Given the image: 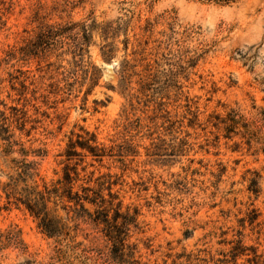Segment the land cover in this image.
<instances>
[{
  "label": "rangeland",
  "instance_id": "1",
  "mask_svg": "<svg viewBox=\"0 0 264 264\" xmlns=\"http://www.w3.org/2000/svg\"><path fill=\"white\" fill-rule=\"evenodd\" d=\"M82 28L76 68L66 38L81 43ZM87 68L98 80L85 94ZM0 111L42 152L30 157L38 183L62 176L77 134L115 146L71 165L77 184L111 175L122 212H138L136 252L121 264H264V0H0ZM7 171L0 153V180ZM67 226L49 237L1 197L0 264H120L93 226Z\"/></svg>",
  "mask_w": 264,
  "mask_h": 264
},
{
  "label": "trees",
  "instance_id": "2",
  "mask_svg": "<svg viewBox=\"0 0 264 264\" xmlns=\"http://www.w3.org/2000/svg\"><path fill=\"white\" fill-rule=\"evenodd\" d=\"M70 27L59 28L58 36L64 34ZM81 32L83 33L81 43L74 38H66L76 51L74 58H78L73 62L76 68L82 63L81 54L90 41L84 28L81 29ZM50 36L51 32L48 30H40L36 36L38 49L45 50L39 44L47 43ZM62 44L61 41L60 45ZM103 55L106 58L110 57L109 52L103 53ZM126 67L125 63L121 68L122 81L125 80ZM88 70L87 68L83 71V79L87 81L88 86L85 94L90 92L98 80L96 77L98 72L94 73L95 71L92 70L90 73ZM0 122V153L6 159L8 170L6 173L1 172V174L4 173V180H0V198L3 197L7 204L22 207L37 221L38 227L49 237L69 236L72 230L67 226V222L73 223L74 229H78L80 223L91 225L111 244L110 259L112 261L121 264L132 259L136 252V246L129 245L127 240L130 238L131 230H139L138 212L134 210L133 213H129L128 209L122 212V203L118 194L112 192L111 175H101L93 179L94 187H89L77 184L83 179L79 177L78 164L71 165L73 159L78 158L79 161H82L87 156H90L95 162L101 163L104 158L114 156L115 146L105 147L99 144L93 133L77 134L74 140H69L64 152L65 164L62 168V176L54 183L47 185L45 182L38 183L35 180L38 176V163L30 158L39 157L42 152L26 149L22 142L15 139L14 133L10 129L13 122H16V129L23 133L25 131L24 123L18 122V120H9L1 111ZM230 122L231 124L226 128L228 133L233 132L235 125H238L235 115L230 117ZM126 144L127 148L117 155L118 162L123 166L125 165L123 159L134 153L130 144ZM13 154H17L18 158H10ZM81 171H85V168H81ZM90 174L92 177L94 172H90ZM91 177L86 183L91 182ZM104 191H106L107 198L103 194ZM50 204L52 209H49ZM57 209L65 213V218L57 215ZM10 240L15 241L14 238H10Z\"/></svg>",
  "mask_w": 264,
  "mask_h": 264
}]
</instances>
